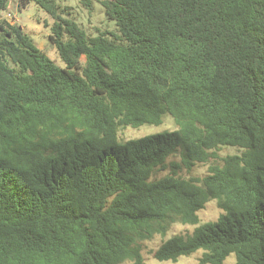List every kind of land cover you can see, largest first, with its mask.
<instances>
[{
    "label": "trees",
    "instance_id": "trees-1",
    "mask_svg": "<svg viewBox=\"0 0 264 264\" xmlns=\"http://www.w3.org/2000/svg\"><path fill=\"white\" fill-rule=\"evenodd\" d=\"M0 264H146L143 241L196 225L155 250L200 264H264V0H78L117 32L90 34L63 0L56 64L1 16ZM177 128L120 140L126 127ZM237 153L219 155L222 147ZM180 152L202 177H157ZM215 199L221 215L200 223Z\"/></svg>",
    "mask_w": 264,
    "mask_h": 264
},
{
    "label": "rangeland",
    "instance_id": "rangeland-1",
    "mask_svg": "<svg viewBox=\"0 0 264 264\" xmlns=\"http://www.w3.org/2000/svg\"><path fill=\"white\" fill-rule=\"evenodd\" d=\"M62 7L68 6L71 18L75 19L79 25L90 34H98V30H108L110 32H117L115 21L110 20L106 14L103 6L95 2L93 8L88 10L83 7L78 0H63ZM1 16L11 23L20 24L24 30L31 35L37 46L42 49L56 64L64 66L63 60L60 58L56 46L49 38L51 33L50 27L53 23L52 18L35 2H31L25 8L20 7L19 0H12L7 9L1 13ZM177 128L173 117L170 114H165L161 124H144L139 127H126L119 132L120 140H127L130 138H138L147 134L158 133L164 130H174ZM238 149L235 147H222L219 150V155L237 153ZM174 164H177L176 170L183 176L202 177L208 172L210 163H197L191 168L185 166L182 162L181 153L178 152L167 160L166 168L156 173L157 177H161L174 169ZM215 199L209 200L205 207L198 211L200 223L217 220L222 213ZM196 225L175 223L168 230L165 236L155 235L152 239L143 241V255L146 264H200L199 258L203 250H197L189 255H182L177 260H158L154 256L155 250L166 239L174 234H188L195 230ZM235 255L228 256L223 264H234ZM127 264H132L127 262Z\"/></svg>",
    "mask_w": 264,
    "mask_h": 264
}]
</instances>
